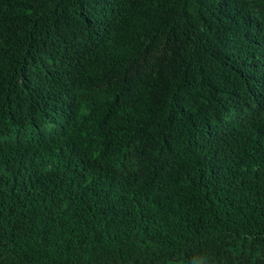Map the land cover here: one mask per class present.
Segmentation results:
<instances>
[{
    "label": "trees",
    "instance_id": "obj_1",
    "mask_svg": "<svg viewBox=\"0 0 264 264\" xmlns=\"http://www.w3.org/2000/svg\"><path fill=\"white\" fill-rule=\"evenodd\" d=\"M0 264H264V0H0Z\"/></svg>",
    "mask_w": 264,
    "mask_h": 264
}]
</instances>
